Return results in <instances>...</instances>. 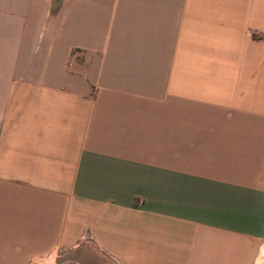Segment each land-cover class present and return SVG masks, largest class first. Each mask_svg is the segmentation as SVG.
<instances>
[{
    "label": "crops",
    "instance_id": "obj_1",
    "mask_svg": "<svg viewBox=\"0 0 264 264\" xmlns=\"http://www.w3.org/2000/svg\"><path fill=\"white\" fill-rule=\"evenodd\" d=\"M54 5L0 0V264H263L264 0Z\"/></svg>",
    "mask_w": 264,
    "mask_h": 264
},
{
    "label": "trees",
    "instance_id": "obj_2",
    "mask_svg": "<svg viewBox=\"0 0 264 264\" xmlns=\"http://www.w3.org/2000/svg\"><path fill=\"white\" fill-rule=\"evenodd\" d=\"M59 5H54L53 11H57Z\"/></svg>",
    "mask_w": 264,
    "mask_h": 264
},
{
    "label": "rangeland",
    "instance_id": "obj_3",
    "mask_svg": "<svg viewBox=\"0 0 264 264\" xmlns=\"http://www.w3.org/2000/svg\"><path fill=\"white\" fill-rule=\"evenodd\" d=\"M60 0H55V5L59 3ZM263 258H264V253H263ZM264 264V263H263Z\"/></svg>",
    "mask_w": 264,
    "mask_h": 264
},
{
    "label": "built area",
    "instance_id": "obj_4",
    "mask_svg": "<svg viewBox=\"0 0 264 264\" xmlns=\"http://www.w3.org/2000/svg\"><path fill=\"white\" fill-rule=\"evenodd\" d=\"M74 53H76V54H77V53H78V50H76V52H74Z\"/></svg>",
    "mask_w": 264,
    "mask_h": 264
}]
</instances>
